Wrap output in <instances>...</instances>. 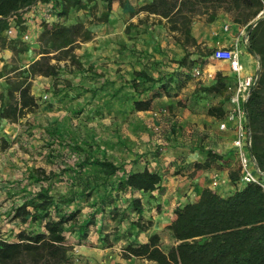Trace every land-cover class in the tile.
Listing matches in <instances>:
<instances>
[{
	"label": "rangeland",
	"instance_id": "1",
	"mask_svg": "<svg viewBox=\"0 0 264 264\" xmlns=\"http://www.w3.org/2000/svg\"><path fill=\"white\" fill-rule=\"evenodd\" d=\"M146 1H113L106 16L104 0H82V7L69 8L65 14L59 13L55 0L38 2L20 23L29 38L4 36L0 240H16L20 230H44L37 221L13 218V209L43 187L60 213L73 215L64 224L71 264H156L123 256V247L145 241L152 233L159 235L165 251L175 244L168 227L173 209L195 197L198 171L193 162L205 152L202 148L215 144L216 123L208 120L206 110L223 104L227 95L224 89L204 90L215 81L206 68L216 60L210 56L217 47L212 36L220 29L211 33V25L246 32L247 24L234 22L221 10L209 21L199 10L188 14L184 25L181 19L139 10ZM77 21L83 23L85 34L66 47L47 48L39 39L44 23ZM43 48L46 52H40ZM36 60L55 64L56 73L32 71ZM195 66L202 69L201 75H192ZM20 82L30 84L38 106L11 120L1 110ZM137 99H149V109L136 110ZM93 158L110 160L119 169L105 178L90 162ZM145 165L161 174L159 191L117 190L120 177ZM169 187L175 189L170 192ZM132 196L141 199L139 221L147 229L135 225L137 215L128 205ZM69 197V202H61ZM20 264L32 263L24 255Z\"/></svg>",
	"mask_w": 264,
	"mask_h": 264
},
{
	"label": "trees",
	"instance_id": "2",
	"mask_svg": "<svg viewBox=\"0 0 264 264\" xmlns=\"http://www.w3.org/2000/svg\"><path fill=\"white\" fill-rule=\"evenodd\" d=\"M48 1L50 0H0V48L7 46L4 30L10 24V19L13 18L20 27L24 10L37 2ZM113 1L116 0H104L105 16ZM117 1L123 3L124 0ZM54 3L60 4V14H65L72 7H82V0H55ZM139 10L168 20L181 19L184 25L189 22L190 13L203 10L207 13L208 20L213 21L221 10L229 14L234 22L247 24V45L259 61L256 84L246 102L247 118L251 130V152L259 169L264 171V17L255 23H249L264 10V0H148L139 6ZM184 33L189 36L187 27ZM84 34L82 22H52L43 24L39 39L48 44L47 48H61L83 38ZM40 52L46 51L43 48ZM31 70L43 75L56 73L55 64L41 60L33 62ZM139 75L145 80L149 79L144 71H140ZM214 77L215 81L204 90L217 93L224 89L227 93L229 77L220 71ZM227 100L228 93L225 101ZM133 104L136 110H146L149 109L150 100L137 99ZM37 106L30 84L20 82L11 90L10 100L2 108L1 115L16 120ZM206 112L220 119L225 110L222 103H219L209 106ZM202 149L205 151V158L203 161L193 162L194 171L219 169L227 162L222 153L212 148ZM232 157L235 159L233 154ZM90 162L98 166L105 178L119 169L118 165L107 159L93 158ZM228 178L234 185L231 192L221 194L206 185L200 189L197 199L186 201L173 209L174 217L168 227L175 244L166 251L159 245V235L152 233L146 241L127 243L123 247V256L145 258L156 264H264V187L255 182L236 186L239 179L236 161L234 166L228 168ZM160 183L161 174L145 165L120 177L116 188L152 192L159 188ZM29 194L31 195L23 203L13 209V218H18L21 222L37 221L44 230H20L16 240H0V264H20L24 255L30 258L32 264H71L68 255L70 244L65 235L64 224L73 215L60 213L46 188L41 187ZM70 200V197L64 198L61 202L67 203ZM128 205L137 215L135 225L138 229H147L148 225L139 221L143 211L141 199L132 196Z\"/></svg>",
	"mask_w": 264,
	"mask_h": 264
},
{
	"label": "built area",
	"instance_id": "3",
	"mask_svg": "<svg viewBox=\"0 0 264 264\" xmlns=\"http://www.w3.org/2000/svg\"><path fill=\"white\" fill-rule=\"evenodd\" d=\"M227 29V26L225 27ZM4 35L11 38L27 40L29 34L22 30L15 22L4 30ZM240 35L243 41L247 42V31L242 28L235 39L233 46H217L211 53V57L216 60L225 61L230 71L233 73V80L227 84L229 107L224 109V116L217 119V127L220 131L231 130L232 138L229 146L239 167V179L236 186L240 187L247 182H255L264 187V171H261L256 163L255 157L251 152V130L248 125L246 102L250 91L254 88L257 80V73L243 75V65L240 60L238 42ZM202 69L195 66L192 70L193 76H199ZM226 179H221L218 173H213L207 186L213 190L221 186Z\"/></svg>",
	"mask_w": 264,
	"mask_h": 264
},
{
	"label": "crops",
	"instance_id": "4",
	"mask_svg": "<svg viewBox=\"0 0 264 264\" xmlns=\"http://www.w3.org/2000/svg\"><path fill=\"white\" fill-rule=\"evenodd\" d=\"M36 4H34L32 6H35ZM31 7H29L28 9H26V11L23 12L22 17L25 16V13L28 10H30ZM262 12H264V10H262ZM211 28H212L210 31L211 33H215L216 32L215 30L220 29L218 36H215V35L212 36V42L214 44H216L217 46H228V47L233 46V43H234L235 39L237 38V36L239 35V32L241 30L240 28H238L235 31H231V30L223 31V30H221L220 26H218L217 24H215V25L212 24ZM217 33H218V31H217ZM239 38H240V41L238 42V48H239V53H240V60H241L242 65H243V70H242L241 74L246 75V74L257 73L258 68H259L258 57L247 49V47H246L247 42L243 41V37L240 36ZM198 41H200V40L198 39ZM206 70L208 71V73L210 75L212 74L213 76L215 75V73L217 71H220L222 74L227 75L229 77V81H232L234 79L233 73L230 71L228 64L225 61L214 60L211 64L207 65ZM222 107L224 109L228 108L229 107L228 101H225L222 104ZM207 118H208V120H214L216 123V127L214 129V131H216V136H215V138H213L215 144H213L209 148H213V149L215 148L218 152L222 153L223 158L227 159V162L223 163L222 164L223 167H221L219 169L209 168V169L197 170L198 172L195 174L196 175L195 180L198 181V184L195 188V197L193 199H191L190 201L197 199L199 192H200V189L203 186H206L208 184L210 177L215 172L219 174L221 179L227 180L221 184V186H220L221 190L220 191L216 190V191H218L221 194H225L226 192L229 193L234 189V185L231 183V181L228 178V168L230 166H234V161H236V159H234L232 157V150H231V147L229 146L230 139L232 138V131L229 129L224 130V131H220L217 127V118H215L212 115H207ZM205 148H207V145L205 146ZM204 158H205V152L203 153V155H201V157L198 158V161H203ZM199 171H201L202 173L199 174ZM161 180H162V178H161ZM162 182L160 183V186H161ZM171 189L174 190L175 188L169 187L168 191L171 192ZM153 191H159V188H157Z\"/></svg>",
	"mask_w": 264,
	"mask_h": 264
},
{
	"label": "water",
	"instance_id": "5",
	"mask_svg": "<svg viewBox=\"0 0 264 264\" xmlns=\"http://www.w3.org/2000/svg\"><path fill=\"white\" fill-rule=\"evenodd\" d=\"M262 17H264V12L260 11L259 15L255 18L253 23L257 22ZM246 47L250 51V48L248 47V45Z\"/></svg>",
	"mask_w": 264,
	"mask_h": 264
}]
</instances>
